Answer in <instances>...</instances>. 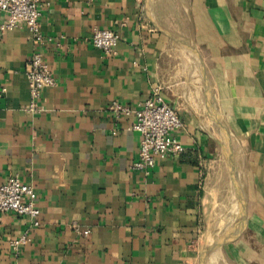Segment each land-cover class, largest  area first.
<instances>
[{
    "label": "crops",
    "instance_id": "0c3cea01",
    "mask_svg": "<svg viewBox=\"0 0 264 264\" xmlns=\"http://www.w3.org/2000/svg\"><path fill=\"white\" fill-rule=\"evenodd\" d=\"M42 4L56 83L37 112L25 110L35 42L24 23L2 30L0 13V184L18 177L41 210L39 225L0 213V264H196L221 234L220 197H230L223 229L232 222L228 138L246 220L238 195L242 221L206 264H264V0ZM104 28L120 35L116 54L91 41ZM156 87L184 122L175 135L187 150L135 170V118L109 106L137 108Z\"/></svg>",
    "mask_w": 264,
    "mask_h": 264
},
{
    "label": "built area",
    "instance_id": "2783aa9c",
    "mask_svg": "<svg viewBox=\"0 0 264 264\" xmlns=\"http://www.w3.org/2000/svg\"><path fill=\"white\" fill-rule=\"evenodd\" d=\"M42 0H0V13L7 14V20L2 23V30H11L19 24L28 26L30 37L35 42V49L27 68V78L30 85L31 99L25 107L27 112L41 110L42 91L47 86L56 83L54 73L45 60L44 47L51 42L41 28ZM120 35L111 29H96L92 43L105 54L117 53ZM7 88L0 83V100L5 96ZM110 110L116 115L133 116L134 130L141 133V143L137 160L132 164L135 170L153 167L159 158L179 156L186 152L187 147L175 133L184 127V122L178 111L172 107L161 92V88L153 89L151 95L137 108L113 101ZM13 211L27 216L34 225L40 224L41 210L37 205L35 189L23 183L18 177L0 184V213ZM90 230H86L88 234ZM26 234L11 241V247L16 254L27 243Z\"/></svg>",
    "mask_w": 264,
    "mask_h": 264
},
{
    "label": "rangeland",
    "instance_id": "374dc122",
    "mask_svg": "<svg viewBox=\"0 0 264 264\" xmlns=\"http://www.w3.org/2000/svg\"><path fill=\"white\" fill-rule=\"evenodd\" d=\"M231 174H232V171H231ZM233 177V176H232ZM227 182V181H226ZM233 183H234V181H233ZM218 203H216L215 205H217V208H218V212H217V214L215 215V217H214V219L216 218H218V227H217V229H216V232H213L214 234L215 233H221L220 234V236H218V237H214L213 239L212 238H210V240H209V245H207L204 249H203V253H202V256L200 257V259H199V261H197L196 262V264H206V262H207V259L208 258H213V256L212 257H210L209 255H210V253H211V251H209V252H206L205 253V250L209 247V246H211L210 245V243L212 242V241H214V240H216L217 241V243L218 242H220V241H222V240H224V239H226L227 238V236H228V234L230 233V232H232L241 222H239V224H237V225H235L234 227H232L229 231H227V229H226V231L223 229L224 228V225H226L227 224V222H228V219H229V215H228V213L226 212L227 211V207H228V205H229V201H230V197L229 196H225V197H220L218 200ZM239 201V198H238V194L236 195V202H238ZM235 202V203H236ZM235 203H234V205H235ZM234 205L232 206V209L234 208ZM240 208V207H239ZM233 218L234 217H232V222H233ZM213 219V220H214ZM241 221H242V219H241ZM232 222L230 223V225L232 224ZM227 228H229V226L227 227ZM225 231V232H224ZM223 232V233H222ZM210 237H213V236H210ZM221 239H220V238ZM229 241V240H228ZM215 242V241H214ZM227 242V241H226ZM226 242H224L221 246H223ZM221 246H219V247H221ZM214 250V249H213ZM208 257V258H207ZM221 264H225V263H221Z\"/></svg>",
    "mask_w": 264,
    "mask_h": 264
},
{
    "label": "water",
    "instance_id": "95a60500",
    "mask_svg": "<svg viewBox=\"0 0 264 264\" xmlns=\"http://www.w3.org/2000/svg\"><path fill=\"white\" fill-rule=\"evenodd\" d=\"M228 143H229V145H228V147H227V149H226V152H227V156H228V159H229V163H230V165H231L233 181H234V184H235V186H236V188H237L239 198H240V200L242 201V202H241V206H242L241 209H242V214H243L244 222H243V224L241 225V226H242L241 228H243V227H244V224H245V220H246V213H245V208H244V204H243V198L241 197V194H239V184H238V181H237V176H236L235 168H234V165H233V161H234V160H233V152H232V147H231V141H230V138H228ZM228 240H230L229 237L226 238V239H224V240H222V241H220V242H218V243H216V244H214V245L209 246V247L205 250V253H206V252H209V251H211V250H213V249H215V247H219V246H221L224 242H226V241H228Z\"/></svg>",
    "mask_w": 264,
    "mask_h": 264
},
{
    "label": "bare ground",
    "instance_id": "6f19581e",
    "mask_svg": "<svg viewBox=\"0 0 264 264\" xmlns=\"http://www.w3.org/2000/svg\"><path fill=\"white\" fill-rule=\"evenodd\" d=\"M226 149H227V146H226ZM240 176V175H239ZM240 185V184H239ZM241 190V189H240ZM239 190V191H240ZM232 215H233V222H232V224L231 225H229V228H227V231H229L232 227H234L235 225H237V224H239V222H241V215H240V211H239V203L238 202H236L235 203V205H234V208H233V210H232ZM210 238H214V237H210ZM210 238H209V240H210ZM216 238V237H215ZM220 238V237H219ZM221 239V238H220ZM215 241V242H214ZM214 241H212L211 243H210V245H214V244H216L217 243V241L216 240H214ZM217 247H215V249H216ZM211 252H213V250H211ZM216 255V253L215 252H213V253H210V257H212L213 256V259L215 258L214 256ZM208 258V257H207Z\"/></svg>",
    "mask_w": 264,
    "mask_h": 264
}]
</instances>
